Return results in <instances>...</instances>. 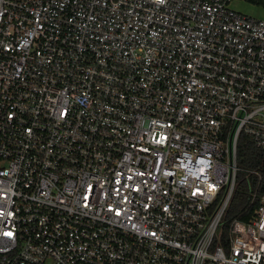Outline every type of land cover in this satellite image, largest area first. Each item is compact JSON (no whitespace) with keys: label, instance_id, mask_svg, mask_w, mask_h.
Returning a JSON list of instances; mask_svg holds the SVG:
<instances>
[{"label":"built area","instance_id":"obj_1","mask_svg":"<svg viewBox=\"0 0 264 264\" xmlns=\"http://www.w3.org/2000/svg\"><path fill=\"white\" fill-rule=\"evenodd\" d=\"M232 1L0 0V264H264V20Z\"/></svg>","mask_w":264,"mask_h":264},{"label":"trees","instance_id":"obj_2","mask_svg":"<svg viewBox=\"0 0 264 264\" xmlns=\"http://www.w3.org/2000/svg\"><path fill=\"white\" fill-rule=\"evenodd\" d=\"M260 156L259 151L251 140L243 137L239 147V164L243 168L253 166L254 160ZM252 185V178L245 172H240L238 176V183L236 192L228 211L227 219L238 216L243 210H245L248 200V194Z\"/></svg>","mask_w":264,"mask_h":264},{"label":"rangeland","instance_id":"obj_3","mask_svg":"<svg viewBox=\"0 0 264 264\" xmlns=\"http://www.w3.org/2000/svg\"><path fill=\"white\" fill-rule=\"evenodd\" d=\"M230 7L240 13L264 20V2L255 0H233Z\"/></svg>","mask_w":264,"mask_h":264}]
</instances>
